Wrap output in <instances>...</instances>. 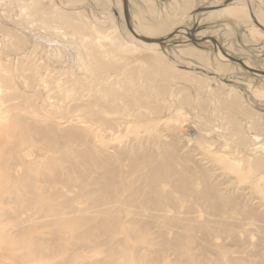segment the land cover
I'll use <instances>...</instances> for the list:
<instances>
[{"label":"rangeland","instance_id":"1","mask_svg":"<svg viewBox=\"0 0 264 264\" xmlns=\"http://www.w3.org/2000/svg\"><path fill=\"white\" fill-rule=\"evenodd\" d=\"M193 3L168 26L132 25L166 42L212 37L264 71V0ZM128 33L122 0H0V158L34 179L57 171L79 185L85 167L70 164V147H41L34 123L59 134L87 131L85 139L122 151L123 183L146 171L129 170L128 160L171 159L180 180L174 190L158 185L175 225L167 231L134 215L139 239L130 248L143 252L145 241L150 258L168 264H264V77L220 60L208 40L150 48ZM177 233L188 249L168 245Z\"/></svg>","mask_w":264,"mask_h":264},{"label":"bare ground","instance_id":"2","mask_svg":"<svg viewBox=\"0 0 264 264\" xmlns=\"http://www.w3.org/2000/svg\"><path fill=\"white\" fill-rule=\"evenodd\" d=\"M239 10L233 11V15L241 16ZM143 44L157 47L155 43ZM217 57L227 60L221 53ZM103 107L110 110L108 105ZM5 119L0 114V127L6 124ZM29 128L35 136L45 139L41 143L45 150L61 145L70 147V164L77 159L94 174L87 176L85 170L78 169L79 185L69 175L64 177L57 171L51 177L42 175L34 179L29 169L0 158V191H4V195L0 194V264H168L151 259L145 241L140 243L146 253L130 248V241L135 243L139 239L130 224L138 215L150 217L152 222L162 221L167 231L175 225L176 218L169 216L166 209L172 205L170 196L158 185L163 182L171 184L173 190L176 188L180 177L171 170V159L155 160L141 155L128 160L129 170L144 166L146 171L137 181L123 183L119 175V160L125 156L122 151L110 150L95 137L85 139L87 131L76 129L59 134L53 128L46 130L34 123ZM35 180L46 184L37 185ZM134 203L137 212L130 209ZM177 234L168 245L174 252L188 249L189 245H183Z\"/></svg>","mask_w":264,"mask_h":264},{"label":"crops","instance_id":"3","mask_svg":"<svg viewBox=\"0 0 264 264\" xmlns=\"http://www.w3.org/2000/svg\"><path fill=\"white\" fill-rule=\"evenodd\" d=\"M128 4L132 24L168 26L192 11L194 3L193 0H128Z\"/></svg>","mask_w":264,"mask_h":264},{"label":"water","instance_id":"4","mask_svg":"<svg viewBox=\"0 0 264 264\" xmlns=\"http://www.w3.org/2000/svg\"><path fill=\"white\" fill-rule=\"evenodd\" d=\"M214 9L213 7L211 8H200L198 11H207V10H212ZM122 14H123V20L125 23V26L127 28V30L131 33V35L133 37H135L136 39L145 42V43H155L161 47H165L168 45H173V44H179V43H183V42H194V41H211L213 43V45L216 46V48L220 51V53L226 57L229 61L234 62L240 66H242L244 69H246L248 72L252 73L253 75L256 76H262L264 77V71H259V70H255L251 67H249L247 64H245L242 60L237 59L233 56H231L230 54H228L225 50H223V48L216 42V40L212 37H199L196 35H190L186 41H177V42H166V40L164 38H153V37H147L141 34H137L132 25H131V21H130V15H129V4H128V0H122Z\"/></svg>","mask_w":264,"mask_h":264}]
</instances>
